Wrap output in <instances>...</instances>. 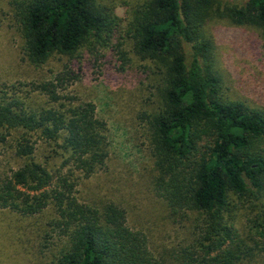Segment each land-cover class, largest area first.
I'll use <instances>...</instances> for the list:
<instances>
[{"label": "trees", "instance_id": "trees-1", "mask_svg": "<svg viewBox=\"0 0 264 264\" xmlns=\"http://www.w3.org/2000/svg\"><path fill=\"white\" fill-rule=\"evenodd\" d=\"M227 8L235 24L258 26L264 36V0ZM27 61L39 67L53 54L74 55L104 44L119 24L96 0H8ZM215 0H146L132 13L128 33L136 55L160 70L162 102L148 123L155 168L153 188L172 211L197 213L201 231L193 251L174 264H244L264 257V110L219 95L202 36ZM189 47V53L185 47ZM52 81L31 89L55 103ZM39 142L53 143L56 170L35 159ZM0 145L24 160L0 180V208L24 215L51 206L64 249L54 264H166L146 235L127 225L113 203H81L77 177L88 178L108 155L106 123L91 102L30 109L0 96ZM75 177V178H74ZM243 213L246 238L236 228Z\"/></svg>", "mask_w": 264, "mask_h": 264}, {"label": "rangeland", "instance_id": "rangeland-1", "mask_svg": "<svg viewBox=\"0 0 264 264\" xmlns=\"http://www.w3.org/2000/svg\"><path fill=\"white\" fill-rule=\"evenodd\" d=\"M144 1L96 0L119 19L110 38L104 44L92 40L72 56L55 53L35 67L23 54L8 0H0V96L18 99L30 109L93 103L97 118L107 126L108 155L92 176L81 178L75 173L78 200L98 207L118 205L125 211L127 225L146 235L151 253L174 264L182 252L193 251L202 223L197 213L169 209L153 188L156 172L148 123L162 102V80L151 60L134 53L128 33L131 15ZM243 4L241 0H215L202 29L210 45L206 61L218 78L223 100L264 110L262 30L252 24H235L226 12ZM185 50L189 53L190 48ZM46 81L57 84L55 103L31 89V84ZM53 146L39 142L35 151V159L50 170L62 162L52 159ZM23 163L10 145H0V180ZM55 219L51 206L33 215L0 208V264H54L64 249ZM235 226L246 238L243 213ZM244 264H264V257Z\"/></svg>", "mask_w": 264, "mask_h": 264}]
</instances>
